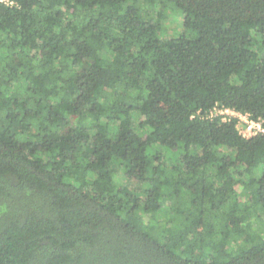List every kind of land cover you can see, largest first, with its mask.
I'll use <instances>...</instances> for the list:
<instances>
[{
	"label": "trees",
	"instance_id": "16d2710c",
	"mask_svg": "<svg viewBox=\"0 0 264 264\" xmlns=\"http://www.w3.org/2000/svg\"><path fill=\"white\" fill-rule=\"evenodd\" d=\"M216 105L264 127V0L0 1V264H264V135Z\"/></svg>",
	"mask_w": 264,
	"mask_h": 264
},
{
	"label": "built area",
	"instance_id": "2783aa9c",
	"mask_svg": "<svg viewBox=\"0 0 264 264\" xmlns=\"http://www.w3.org/2000/svg\"><path fill=\"white\" fill-rule=\"evenodd\" d=\"M0 1L5 2L6 0ZM195 116H200L205 120H214L218 118L222 122L235 120V128L238 134L244 139L264 135V127L259 121L251 119L249 114H242L230 108L220 107L216 105L208 112L202 113L201 111H197Z\"/></svg>",
	"mask_w": 264,
	"mask_h": 264
},
{
	"label": "rangeland",
	"instance_id": "374dc122",
	"mask_svg": "<svg viewBox=\"0 0 264 264\" xmlns=\"http://www.w3.org/2000/svg\"><path fill=\"white\" fill-rule=\"evenodd\" d=\"M171 7V6H170ZM173 8V7H171ZM158 11V9L156 10ZM163 14L166 15V19L163 21V28L160 32V37L161 38H167L169 36H174L177 37L181 32V15L179 14V12L177 10H175V8H173V10L170 9H165ZM115 126H110L111 130H114ZM255 228L261 229V231L264 230L263 225L261 222L256 223Z\"/></svg>",
	"mask_w": 264,
	"mask_h": 264
}]
</instances>
